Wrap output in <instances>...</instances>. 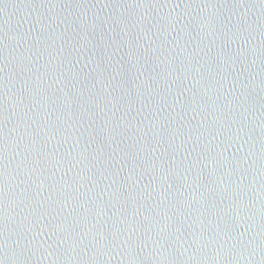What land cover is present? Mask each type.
I'll return each instance as SVG.
<instances>
[{"label":"water","instance_id":"95a60500","mask_svg":"<svg viewBox=\"0 0 264 264\" xmlns=\"http://www.w3.org/2000/svg\"><path fill=\"white\" fill-rule=\"evenodd\" d=\"M0 264H264V0H0Z\"/></svg>","mask_w":264,"mask_h":264}]
</instances>
